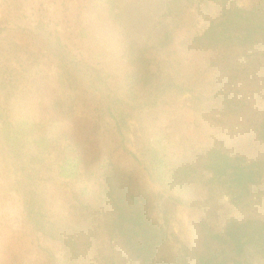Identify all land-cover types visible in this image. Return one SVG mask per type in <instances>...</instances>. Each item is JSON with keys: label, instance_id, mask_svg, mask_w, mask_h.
I'll return each mask as SVG.
<instances>
[{"label": "rangeland", "instance_id": "rangeland-1", "mask_svg": "<svg viewBox=\"0 0 264 264\" xmlns=\"http://www.w3.org/2000/svg\"><path fill=\"white\" fill-rule=\"evenodd\" d=\"M115 1L112 11L108 0H0V112L13 123L28 120L16 153L0 118V261L170 264L186 257L198 264L197 253H213L210 264H264V250L237 254L205 231L264 220V176L234 204L204 170L216 141L264 168L256 129L264 114V36L216 49L192 41L225 5L258 0L184 2L180 14H166L167 0ZM134 72L147 78L132 81ZM120 109L130 113L123 143L110 115ZM76 131L88 138L87 172L64 178L58 161ZM39 134L53 139L50 148L33 139ZM152 145L170 168L197 171L157 181L146 151ZM22 179L36 187L57 234L77 241L73 248L59 235L37 238L27 230ZM108 190L122 205L137 194L152 220L166 225L154 259L137 257V238L126 243L108 231Z\"/></svg>", "mask_w": 264, "mask_h": 264}, {"label": "trees", "instance_id": "trees-1", "mask_svg": "<svg viewBox=\"0 0 264 264\" xmlns=\"http://www.w3.org/2000/svg\"><path fill=\"white\" fill-rule=\"evenodd\" d=\"M207 0H167L166 14H180L182 4L191 5L195 2H206ZM218 1V0H215ZM223 1V0H222ZM112 6V11L116 7L115 0H108ZM118 16V13L116 14ZM168 35L161 42L165 45L168 42ZM259 36H264V0H258L250 7L239 5H225L223 12L210 18L204 29L195 34L192 38L193 45L201 48H230L237 45L251 44ZM132 81H139L147 78H139L134 72L129 76ZM172 85V84H169ZM180 88V86H178ZM59 100L53 101V106L61 107ZM114 118L115 128L121 136V143L126 138L125 130L128 128L130 113L120 109L118 112L110 111ZM0 112V118H2ZM28 123L25 118L13 123L6 118H2L3 135L6 144L11 145L16 153H19V143L23 139V126ZM258 137L264 139V114L256 127ZM66 136L69 134L65 133ZM82 133L76 131L72 134L70 142L66 144L65 153L58 161V173L61 177L78 179L87 172V161L84 149L88 144V138H83ZM34 137V136H33ZM44 148H50L53 139L44 134H39L38 138H33ZM83 139V140H82ZM153 166V174L157 181L164 183L169 179H185L192 176L197 168L194 166H181L172 169L169 166L166 157L156 146H149L146 149ZM133 153V152H132ZM136 157L137 154L133 153ZM204 170L211 174L210 181L222 185L229 194L234 204H240L251 193L252 184L258 183L264 176V168L260 161H249L242 154H233L223 147L222 143L216 141L207 151ZM21 180V179H20ZM23 180V179H22ZM24 181V180H23ZM24 202V219L27 230L38 238L39 235H49L70 245L73 248L77 241L73 237L67 238L58 229L54 227L48 217L43 204L40 203L36 187L29 185L26 181L18 188ZM106 199L112 204V219L108 231L113 236L130 243L131 239L137 238L140 246H134L137 257L143 261H149L155 258L158 248L168 237V230L164 223L156 222L149 216L146 208L139 204L140 198L132 193L129 196V203L121 204V201L113 196V190L107 192ZM132 202V203H130ZM206 234L216 241L220 246H228L229 249L237 254H242L248 246H253L259 250H264V220L250 218L245 221H230L223 230L205 229ZM213 253H197L198 264H210L215 260ZM0 264H6L0 261ZM170 264H189L186 257H179Z\"/></svg>", "mask_w": 264, "mask_h": 264}]
</instances>
